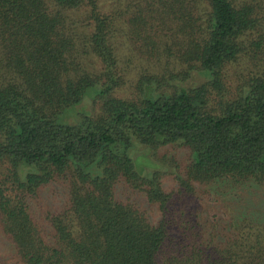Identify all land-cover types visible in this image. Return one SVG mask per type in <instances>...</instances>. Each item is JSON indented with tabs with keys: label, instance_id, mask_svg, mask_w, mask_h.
I'll return each mask as SVG.
<instances>
[{
	"label": "trees",
	"instance_id": "obj_1",
	"mask_svg": "<svg viewBox=\"0 0 264 264\" xmlns=\"http://www.w3.org/2000/svg\"><path fill=\"white\" fill-rule=\"evenodd\" d=\"M126 1L132 50L160 71L131 99L114 93L119 19L103 0H0L2 231L22 264H264L260 223L178 209L199 186L264 183V71L223 93L230 66L264 56V0ZM170 145L184 171L155 158ZM54 183L66 198L45 235L25 198Z\"/></svg>",
	"mask_w": 264,
	"mask_h": 264
},
{
	"label": "rangeland",
	"instance_id": "obj_2",
	"mask_svg": "<svg viewBox=\"0 0 264 264\" xmlns=\"http://www.w3.org/2000/svg\"><path fill=\"white\" fill-rule=\"evenodd\" d=\"M126 0H103L102 7L104 10H112L118 17V29L115 31V45L117 53V61L120 74L124 75L125 84L114 91L116 96L125 98H137L136 90L137 79L142 74L158 73V62H147L140 59L132 50L127 36V27L121 21V16L125 15ZM164 65L168 68H174L172 63L161 59ZM179 68V67H175ZM227 78L225 80L224 94H235L236 87L239 86L250 74L258 71H264V56L257 60L244 57L238 65L228 68ZM203 78L196 76L192 78L191 83L202 81ZM101 101L95 100L88 110L93 113H98L100 110ZM70 122H75V118H70ZM153 155V154H152ZM155 158L160 159L165 156L172 159L178 169L183 170L190 162V154L187 150L180 148L177 145H170L159 149L155 154ZM144 156L135 158L136 169H141ZM1 172H5L4 166L0 167ZM182 172V171H180ZM168 185L175 184L174 176L171 173L166 179ZM65 187L62 183L50 184L41 192L39 196L33 198L27 196L25 202L28 210L33 218V221L40 228L42 234L49 233L48 223L45 221L47 213L60 210L59 207L65 202L66 194ZM126 197V196H124ZM138 201V204L144 202L142 196L135 195L130 197ZM145 206V205H143ZM152 213L153 220L156 219L158 213L156 207H148ZM179 212H184L186 215H191L197 218L201 224L207 219L209 221H220L226 223L231 219L237 220L239 217H248L255 222L260 223L264 227V183L256 185L252 182L246 184H233L227 181L214 182L206 186H199L195 189V194L184 198L178 204ZM212 224V223H211ZM0 260L4 264H22L19 256L16 253L14 245L7 239V236L2 231L0 224Z\"/></svg>",
	"mask_w": 264,
	"mask_h": 264
}]
</instances>
